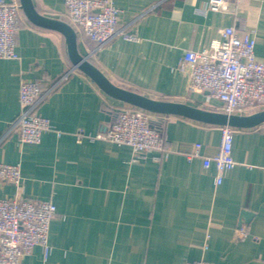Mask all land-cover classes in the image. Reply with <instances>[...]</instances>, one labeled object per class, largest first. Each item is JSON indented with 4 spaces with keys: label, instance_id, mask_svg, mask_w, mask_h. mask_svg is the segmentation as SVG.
I'll list each match as a JSON object with an SVG mask.
<instances>
[{
    "label": "crops",
    "instance_id": "0c3cea01",
    "mask_svg": "<svg viewBox=\"0 0 264 264\" xmlns=\"http://www.w3.org/2000/svg\"><path fill=\"white\" fill-rule=\"evenodd\" d=\"M19 2V0H16ZM119 24L136 40L115 37L97 49L77 34L78 51L112 83L159 99L220 111L221 102L190 92L178 64L188 49L209 47L220 29L251 31L254 57L264 61V0H112ZM36 10L64 18V0H32ZM17 58H0V163L19 164L17 185L0 181V199L50 200V251L40 246L18 264H264V123L235 128V165L215 184L204 156L218 150V126L152 114L171 152L135 157L132 149L94 138L120 107L66 55L63 36L19 17ZM22 78L41 81L38 113L52 129L37 144L20 143L12 126ZM196 142L200 155L188 157ZM245 226L247 236L234 232Z\"/></svg>",
    "mask_w": 264,
    "mask_h": 264
},
{
    "label": "built area",
    "instance_id": "2783aa9c",
    "mask_svg": "<svg viewBox=\"0 0 264 264\" xmlns=\"http://www.w3.org/2000/svg\"><path fill=\"white\" fill-rule=\"evenodd\" d=\"M232 0H208L206 9L227 11ZM20 5L16 0H0V58L15 59L17 34L20 29ZM65 21L76 33L89 37L99 49L115 37L136 40L119 24V9L112 0H64ZM255 38L251 31L239 33L234 26L220 29V38L209 47L188 49L178 64L187 76L190 92L205 93V98L221 102L220 111L229 114H249L264 109V61L254 57ZM46 92L41 81L22 78L19 83V112L13 121L20 143L37 144L44 131L52 129L49 120L41 116L37 107ZM149 111L122 106L103 133L94 138L132 149L134 158L149 152L166 155L171 152L160 129L153 125ZM218 150L202 158L205 168L214 165L215 184H220L224 172L232 169V140L235 128L218 126ZM201 144L196 142L188 157L200 155ZM19 164L0 163V181L17 185L20 180ZM56 213L50 200H32L23 197L0 199V264H18L40 246L44 257L50 251L49 225ZM245 226L234 232L236 239L247 236ZM183 264H212L204 258L185 261Z\"/></svg>",
    "mask_w": 264,
    "mask_h": 264
},
{
    "label": "water",
    "instance_id": "95a60500",
    "mask_svg": "<svg viewBox=\"0 0 264 264\" xmlns=\"http://www.w3.org/2000/svg\"><path fill=\"white\" fill-rule=\"evenodd\" d=\"M19 5L29 22L38 27L57 31L63 36L66 55L73 66L90 77L111 98L151 113L177 115L216 126L252 128L264 123V109L249 114H229L184 102L155 99L118 86L112 83L86 56L78 51L77 34L65 20L41 14L36 10L32 0H19Z\"/></svg>",
    "mask_w": 264,
    "mask_h": 264
}]
</instances>
